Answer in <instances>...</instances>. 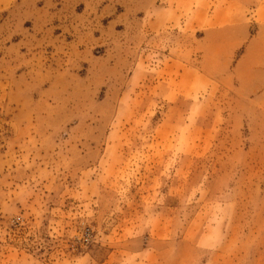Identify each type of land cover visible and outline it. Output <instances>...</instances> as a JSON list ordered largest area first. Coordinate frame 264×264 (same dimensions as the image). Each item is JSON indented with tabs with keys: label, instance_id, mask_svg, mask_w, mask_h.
Listing matches in <instances>:
<instances>
[{
	"label": "rangeland",
	"instance_id": "obj_1",
	"mask_svg": "<svg viewBox=\"0 0 264 264\" xmlns=\"http://www.w3.org/2000/svg\"><path fill=\"white\" fill-rule=\"evenodd\" d=\"M149 1L0 0V264H264V94Z\"/></svg>",
	"mask_w": 264,
	"mask_h": 264
},
{
	"label": "crops",
	"instance_id": "obj_2",
	"mask_svg": "<svg viewBox=\"0 0 264 264\" xmlns=\"http://www.w3.org/2000/svg\"><path fill=\"white\" fill-rule=\"evenodd\" d=\"M156 1H149V29L152 32L168 23L169 6ZM205 2L210 5L205 8L194 5L192 14L187 16L185 9L179 8L177 12L183 26L198 31L204 25L195 45L199 63L179 75L209 79L224 91L231 88L237 102L264 94V0Z\"/></svg>",
	"mask_w": 264,
	"mask_h": 264
}]
</instances>
